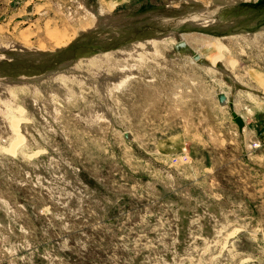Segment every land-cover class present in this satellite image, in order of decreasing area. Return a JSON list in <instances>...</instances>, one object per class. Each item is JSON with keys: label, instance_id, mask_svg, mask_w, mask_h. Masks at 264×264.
<instances>
[{"label": "rangeland", "instance_id": "374dc122", "mask_svg": "<svg viewBox=\"0 0 264 264\" xmlns=\"http://www.w3.org/2000/svg\"><path fill=\"white\" fill-rule=\"evenodd\" d=\"M78 1L0 0V264H264V0Z\"/></svg>", "mask_w": 264, "mask_h": 264}, {"label": "bare ground", "instance_id": "6f19581e", "mask_svg": "<svg viewBox=\"0 0 264 264\" xmlns=\"http://www.w3.org/2000/svg\"><path fill=\"white\" fill-rule=\"evenodd\" d=\"M242 0H211L210 1V8L212 6H219V4H234V3H237V2H240ZM248 1V0H247ZM81 3V7L85 8L87 13H90L92 17L95 18V25L96 26H99V25H102V26H106L108 23H113V17L112 15H109L107 13H105L101 8L100 6H93L92 4L90 5L88 1L86 0H79L78 3ZM198 2V0H185V4H188V3H196ZM183 2H181L182 4ZM193 5V4H192ZM174 7V6H173ZM175 7H178L175 6ZM150 15V14H148ZM207 14H204V16H202V18H199V17H195L194 19H191L189 20V23H191L192 25L194 26H208L212 23V21L214 20L213 18L212 19H209L207 18L206 16ZM144 17V16H142ZM152 17V16H151ZM159 17V16H158ZM147 18V17H145ZM115 19V18H114ZM127 20V19H125ZM153 21V20H151ZM148 22V21H147ZM129 25V24H127ZM101 27V26H100ZM172 32V31H171ZM251 35L253 33H250V32H246V35ZM172 35H176L175 32H172L170 33L169 35H165V36H156V37H153L151 36L152 38H149V39H145V40H141V41H138L137 43L135 44H132V45H127V46H124L123 48H121L120 52H121V56L122 55H126L128 54V52H131V51H134V52H137L140 48H143L144 49H151L152 47L155 48V44L156 42L158 41H165V38H167L168 36H172ZM20 46H18L16 49L20 50V52H23L25 55H30V53H33V54H36V52H27V50L25 48H19ZM24 47V46H23ZM26 51H25V50ZM145 51V50H144ZM127 71L129 72V74H132V73H136L134 71V69L132 68H127ZM121 76L124 75V73L120 74ZM115 76V77H108L107 78H104L105 80L107 79H112V80H117L118 78L120 79L121 76ZM23 79H17L16 81L18 82H21ZM15 80H10L8 81L9 84H16ZM36 81V80H35ZM109 81V80H108ZM6 84V83H5ZM13 126V125H12ZM14 129L17 130V124H14Z\"/></svg>", "mask_w": 264, "mask_h": 264}, {"label": "crops", "instance_id": "0c3cea01", "mask_svg": "<svg viewBox=\"0 0 264 264\" xmlns=\"http://www.w3.org/2000/svg\"><path fill=\"white\" fill-rule=\"evenodd\" d=\"M87 1H91V0H87ZM134 1L135 0H93L92 2H96V4L101 5V6H106L109 9H117L118 10V9H120V7L125 6L127 4H130L131 2H134ZM121 10L122 9H120V11ZM241 117L244 120V127L242 128V130H239L237 125L235 127L236 133L239 135L245 134L246 130H252L253 125H254L253 123H255V122H252V124H251V122L248 121L245 117H243V116H241ZM259 134H260V136H262V135L264 136V129L261 130V133H259Z\"/></svg>", "mask_w": 264, "mask_h": 264}, {"label": "water", "instance_id": "95a60500", "mask_svg": "<svg viewBox=\"0 0 264 264\" xmlns=\"http://www.w3.org/2000/svg\"><path fill=\"white\" fill-rule=\"evenodd\" d=\"M184 44H185L184 40L178 41L176 43L177 46H183ZM192 59L195 60L196 62L208 65V63H206V61L202 60L201 56L197 53L192 54ZM217 99L221 105H224L227 102V96L224 92L218 93ZM231 114L233 116V120H235V123L238 126V129L242 130V128L244 127V120L242 119V117L240 115H238L235 111H233Z\"/></svg>", "mask_w": 264, "mask_h": 264}, {"label": "built area", "instance_id": "2783aa9c", "mask_svg": "<svg viewBox=\"0 0 264 264\" xmlns=\"http://www.w3.org/2000/svg\"><path fill=\"white\" fill-rule=\"evenodd\" d=\"M254 147H257V145L255 144Z\"/></svg>", "mask_w": 264, "mask_h": 264}]
</instances>
